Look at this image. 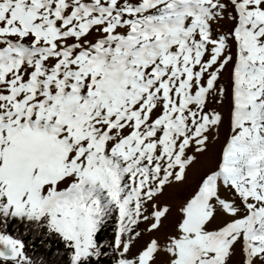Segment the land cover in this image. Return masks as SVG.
<instances>
[{"label": "snow or ice", "instance_id": "obj_1", "mask_svg": "<svg viewBox=\"0 0 264 264\" xmlns=\"http://www.w3.org/2000/svg\"><path fill=\"white\" fill-rule=\"evenodd\" d=\"M0 264H264V0H0Z\"/></svg>", "mask_w": 264, "mask_h": 264}]
</instances>
